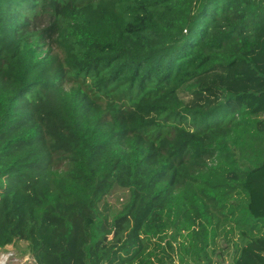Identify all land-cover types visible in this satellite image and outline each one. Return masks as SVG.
Wrapping results in <instances>:
<instances>
[{
    "label": "trees",
    "instance_id": "obj_1",
    "mask_svg": "<svg viewBox=\"0 0 264 264\" xmlns=\"http://www.w3.org/2000/svg\"><path fill=\"white\" fill-rule=\"evenodd\" d=\"M262 48L264 0H0V251L264 264Z\"/></svg>",
    "mask_w": 264,
    "mask_h": 264
},
{
    "label": "rangeland",
    "instance_id": "obj_2",
    "mask_svg": "<svg viewBox=\"0 0 264 264\" xmlns=\"http://www.w3.org/2000/svg\"><path fill=\"white\" fill-rule=\"evenodd\" d=\"M260 64L264 63V48H262L259 52V56H256ZM254 188L256 189V197L260 202H264V174L259 173L253 178ZM260 184V185H257ZM222 244H225L223 240H221ZM27 242L19 241L14 245H8L2 252H14L16 254V259L9 261L8 264H36L33 257L26 253ZM3 264V263H2Z\"/></svg>",
    "mask_w": 264,
    "mask_h": 264
},
{
    "label": "built area",
    "instance_id": "obj_3",
    "mask_svg": "<svg viewBox=\"0 0 264 264\" xmlns=\"http://www.w3.org/2000/svg\"><path fill=\"white\" fill-rule=\"evenodd\" d=\"M16 259V255L14 252H2L0 254V264H8L9 261Z\"/></svg>",
    "mask_w": 264,
    "mask_h": 264
}]
</instances>
